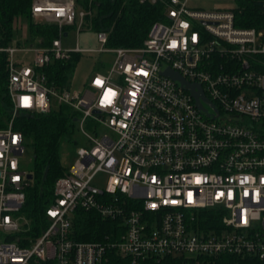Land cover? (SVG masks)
Here are the masks:
<instances>
[{
  "label": "built area",
  "instance_id": "1",
  "mask_svg": "<svg viewBox=\"0 0 264 264\" xmlns=\"http://www.w3.org/2000/svg\"><path fill=\"white\" fill-rule=\"evenodd\" d=\"M138 1L161 2L163 20L139 47L100 49L114 60L81 93L49 84L43 71L85 51L62 46L69 27L88 25L90 11L75 0L33 1L31 17L57 27L49 45L0 39L11 101L0 129V264H264V27L236 25V6ZM97 38L106 45L105 32ZM27 52L30 62L15 58ZM168 68L200 86L204 111ZM54 104L78 114L85 142L54 182L47 226L31 235L21 213L27 146L12 121ZM78 212L97 214L107 231L78 240Z\"/></svg>",
  "mask_w": 264,
  "mask_h": 264
},
{
  "label": "trees",
  "instance_id": "2",
  "mask_svg": "<svg viewBox=\"0 0 264 264\" xmlns=\"http://www.w3.org/2000/svg\"><path fill=\"white\" fill-rule=\"evenodd\" d=\"M34 0H0V39L3 45H25L13 41L14 21L18 16L30 18ZM235 24L242 27H264V0H235ZM76 6L91 9L85 21L95 32H105L108 48H136L142 45L156 21L164 18L161 2L140 3L138 0H75ZM29 39L34 45H49L57 35L53 23H36L28 20ZM40 39V40H38ZM79 53H72L67 60H56L43 68L49 84L62 90L69 87L72 67ZM7 57L0 53V129L7 127L11 119V101L7 94ZM78 114L65 104H56L47 113L20 112L13 119V128L22 133L27 148L31 150L32 175L25 188V203L21 213L28 221L29 233L39 234L47 226L45 210L52 202L55 180L66 170L60 160L62 143L75 141ZM204 216L213 219L212 211ZM75 237L89 241L98 239L106 232L104 223L97 214L78 212L74 219Z\"/></svg>",
  "mask_w": 264,
  "mask_h": 264
},
{
  "label": "rangeland",
  "instance_id": "3",
  "mask_svg": "<svg viewBox=\"0 0 264 264\" xmlns=\"http://www.w3.org/2000/svg\"><path fill=\"white\" fill-rule=\"evenodd\" d=\"M50 1H63V0H50ZM189 5L191 7H199L204 9H214V8H234L236 6L235 0H198L190 1ZM91 12V9H88ZM30 18L36 23H43V20L40 18ZM18 16L14 21V39L13 41H18L23 43L27 40L24 46H34L35 43L29 39V29H28V20ZM40 40V39H38ZM85 50L78 54V58L75 64L72 67L69 90L72 94L81 93L82 91L90 90L88 86V80L94 71H103V69L110 66L114 60V54L108 51H101L100 49L108 48L106 45H103L99 42L97 38V32L89 28L88 25H85L81 28L80 31H77L75 27L68 28V35L63 37L62 46L67 49H74L76 46ZM21 58L20 60L25 62H30L32 59L31 53H16L15 58ZM54 104L53 106H55ZM93 122L87 121L85 124V129L87 131H92ZM74 138L75 141L72 143H62L60 148V160L61 163L68 167L75 159L76 150L79 146L83 145L85 142L84 137L78 132H75ZM31 150L26 149L22 160L21 166L27 170L31 166ZM98 183L103 184L105 176L103 174L98 175Z\"/></svg>",
  "mask_w": 264,
  "mask_h": 264
},
{
  "label": "water",
  "instance_id": "4",
  "mask_svg": "<svg viewBox=\"0 0 264 264\" xmlns=\"http://www.w3.org/2000/svg\"><path fill=\"white\" fill-rule=\"evenodd\" d=\"M164 75L169 76L171 79H173L175 82L178 83V85L180 87H182L185 90H188L191 95L194 97L196 105L204 111V109H202V105H201V100L204 102L208 101L206 100V98L204 97L201 88L198 84L195 83H188L179 73H177L174 70L171 69H166L165 71L162 72ZM28 179L32 178V175L29 173L27 175Z\"/></svg>",
  "mask_w": 264,
  "mask_h": 264
},
{
  "label": "snow or ice",
  "instance_id": "5",
  "mask_svg": "<svg viewBox=\"0 0 264 264\" xmlns=\"http://www.w3.org/2000/svg\"><path fill=\"white\" fill-rule=\"evenodd\" d=\"M54 214V213H53Z\"/></svg>",
  "mask_w": 264,
  "mask_h": 264
}]
</instances>
